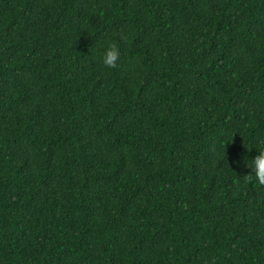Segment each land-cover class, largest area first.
Returning <instances> with one entry per match:
<instances>
[{
  "label": "trees",
  "instance_id": "trees-1",
  "mask_svg": "<svg viewBox=\"0 0 264 264\" xmlns=\"http://www.w3.org/2000/svg\"><path fill=\"white\" fill-rule=\"evenodd\" d=\"M262 141L264 0H0V264H264Z\"/></svg>",
  "mask_w": 264,
  "mask_h": 264
},
{
  "label": "clouds",
  "instance_id": "clouds-1",
  "mask_svg": "<svg viewBox=\"0 0 264 264\" xmlns=\"http://www.w3.org/2000/svg\"><path fill=\"white\" fill-rule=\"evenodd\" d=\"M120 58V48L117 43L109 42L100 53V63L108 69L117 67V61ZM256 155L252 158L243 160L244 167L249 169L243 174L248 182H255L260 186H264V141L255 147ZM238 163V162H234Z\"/></svg>",
  "mask_w": 264,
  "mask_h": 264
}]
</instances>
